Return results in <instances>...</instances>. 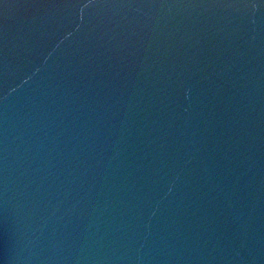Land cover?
I'll return each mask as SVG.
<instances>
[{"label":"water","instance_id":"obj_1","mask_svg":"<svg viewBox=\"0 0 264 264\" xmlns=\"http://www.w3.org/2000/svg\"><path fill=\"white\" fill-rule=\"evenodd\" d=\"M0 264H264V0H0Z\"/></svg>","mask_w":264,"mask_h":264}]
</instances>
